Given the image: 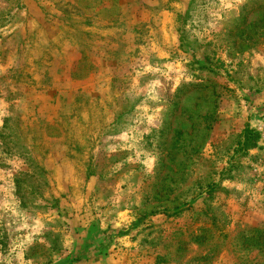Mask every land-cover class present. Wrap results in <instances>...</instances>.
Segmentation results:
<instances>
[{
  "label": "rangeland",
  "instance_id": "374dc122",
  "mask_svg": "<svg viewBox=\"0 0 264 264\" xmlns=\"http://www.w3.org/2000/svg\"><path fill=\"white\" fill-rule=\"evenodd\" d=\"M0 264H264V0H0Z\"/></svg>",
  "mask_w": 264,
  "mask_h": 264
},
{
  "label": "trees",
  "instance_id": "16d2710c",
  "mask_svg": "<svg viewBox=\"0 0 264 264\" xmlns=\"http://www.w3.org/2000/svg\"><path fill=\"white\" fill-rule=\"evenodd\" d=\"M36 167H38L41 171L44 169L41 165L37 164Z\"/></svg>",
  "mask_w": 264,
  "mask_h": 264
}]
</instances>
